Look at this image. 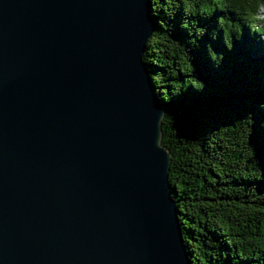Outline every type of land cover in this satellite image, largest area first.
Listing matches in <instances>:
<instances>
[{"label":"water","instance_id":"1","mask_svg":"<svg viewBox=\"0 0 264 264\" xmlns=\"http://www.w3.org/2000/svg\"><path fill=\"white\" fill-rule=\"evenodd\" d=\"M152 6L0 0V264H192Z\"/></svg>","mask_w":264,"mask_h":264},{"label":"trees","instance_id":"2","mask_svg":"<svg viewBox=\"0 0 264 264\" xmlns=\"http://www.w3.org/2000/svg\"><path fill=\"white\" fill-rule=\"evenodd\" d=\"M144 60L192 264H264V0H151Z\"/></svg>","mask_w":264,"mask_h":264},{"label":"rangeland","instance_id":"3","mask_svg":"<svg viewBox=\"0 0 264 264\" xmlns=\"http://www.w3.org/2000/svg\"><path fill=\"white\" fill-rule=\"evenodd\" d=\"M260 14H261L262 17H264V7L261 9Z\"/></svg>","mask_w":264,"mask_h":264}]
</instances>
